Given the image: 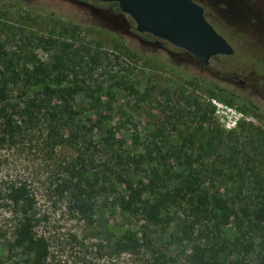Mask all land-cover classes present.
Masks as SVG:
<instances>
[{"label":"rangeland","instance_id":"rangeland-1","mask_svg":"<svg viewBox=\"0 0 264 264\" xmlns=\"http://www.w3.org/2000/svg\"><path fill=\"white\" fill-rule=\"evenodd\" d=\"M37 1L0 0V75L8 78V100L20 106L31 96L47 102L40 111L32 108L31 119L10 108L0 117L1 193L12 182L28 185L35 199V232L48 243L43 264H190L180 240L190 213L187 204L172 209L170 223L152 225L132 209H113L110 191L83 214L69 191L59 189L69 176L66 167L72 165L88 174L98 171L104 184H115L116 194L124 191L118 172L131 173L143 183L152 179L171 184L192 173L241 216L240 207L256 201L258 183H264V0H195L235 50L211 57L207 65L183 48L137 31L114 2ZM74 25L75 48L83 57L74 56L80 63L71 64L66 57L58 63V49L44 47L38 37L56 38ZM86 48L101 58L94 62ZM31 54L63 72L53 74L51 86L78 82L84 90L62 100L25 86L26 81L12 82L14 71L24 75L36 63ZM232 74L246 84L230 82ZM120 79L136 91L118 86ZM65 102L77 112L74 122L59 113ZM72 123L91 130L83 128L85 137L71 145L54 144L49 132L66 138L75 129ZM109 136L113 140L107 142ZM18 217L0 197V264H24L21 252L7 247ZM224 230L252 249L245 256L249 264H264V228L245 227L243 235L232 221ZM127 231H145L153 251L115 252L113 243Z\"/></svg>","mask_w":264,"mask_h":264},{"label":"trees","instance_id":"trees-1","mask_svg":"<svg viewBox=\"0 0 264 264\" xmlns=\"http://www.w3.org/2000/svg\"><path fill=\"white\" fill-rule=\"evenodd\" d=\"M76 28L77 25L64 27L56 38L51 36L48 38L38 37L44 47H56L58 49V63L63 61V57H66L71 64L78 62L77 59L76 61L74 59L76 55L82 59V53L80 52L81 55L77 53L75 48ZM84 53L94 62L101 58L100 53L90 52L89 48H86ZM70 54L72 56H69ZM30 57L36 63L33 62V67H26L24 75L14 71L15 78L13 75L9 77L13 79L12 82H16V78L23 80V82L26 81L25 86L30 84V86L39 88L41 94L54 95L62 100L72 99L75 94L84 90V87L78 82L60 85L59 87L51 86L48 81L54 76L53 74L63 72L58 71L55 64L48 68L46 62L34 54H31ZM63 62L65 63V61ZM70 65L65 66L70 69L72 68ZM67 76L68 74L65 75V77ZM7 81L8 78L2 72L0 75V117L8 114V108H10L11 113H25L31 119L35 117L33 107L40 111L42 106H47L46 100L36 99L35 96L25 98L23 106L10 102L8 100L9 87L6 84ZM116 84L136 91L126 79H120ZM25 93L26 91H24L23 96L26 95ZM63 112L69 117V122H74L73 115L77 112L72 109L68 102H65L59 110V113L63 114ZM59 113L58 118H60ZM6 119H9V116H6ZM72 124H74L75 129L66 138H63L57 131L54 132V136L52 135L54 133L51 134L52 131L49 132L48 136L54 144L64 142L71 145L73 141L83 136V128L91 130L84 124ZM105 140L107 142L112 141L113 136L106 137ZM190 160L187 161L190 162ZM132 162L139 163L137 160H132ZM66 173L69 176L63 179L62 187L59 190L60 192L69 191L76 209L83 214L92 212L97 202L96 198L107 191L113 194L109 200L113 209H132L134 214H141V218L152 225H157L165 220L166 223H170L171 217H167V215L171 213L172 209L187 204L190 213L187 219L183 221L180 240L187 247V258L190 264H249L245 256L249 255L252 249L243 243V239L239 235H234V237L224 235L226 232L224 228L232 221L235 222L237 230H240L243 235L245 230L242 231V229L245 227L264 228V183L261 182L258 183L256 201H252L251 205L248 204L247 207H240L241 216H239L227 198L218 191H212L208 185L191 175L192 173H190V177L171 180L174 182L171 184V182L165 181L159 183L152 179L143 183L141 179H135L131 173L123 176L118 172L116 177L119 183L123 185L124 191L117 194L115 193L117 191L115 184L113 186V183L109 182L107 185L99 180L98 171L88 174L87 171H80L72 165L66 167ZM3 193L4 195L0 190V197L5 198L19 216L13 230V238L7 245L8 250H19L23 256L24 264H43L44 256L48 252V243L44 236L35 232V221L31 213L35 199L28 185L25 182H12ZM153 246V241L147 237L145 231L141 235L138 232L127 231L113 243L112 249L118 253H138L141 247L152 249ZM262 260H264V256Z\"/></svg>","mask_w":264,"mask_h":264},{"label":"water","instance_id":"water-1","mask_svg":"<svg viewBox=\"0 0 264 264\" xmlns=\"http://www.w3.org/2000/svg\"><path fill=\"white\" fill-rule=\"evenodd\" d=\"M114 2L129 15L141 33L164 39L185 49L202 65L211 57L231 55L233 46L207 20L194 0H100Z\"/></svg>","mask_w":264,"mask_h":264},{"label":"flooded vegetation","instance_id":"flooded-vegetation-1","mask_svg":"<svg viewBox=\"0 0 264 264\" xmlns=\"http://www.w3.org/2000/svg\"><path fill=\"white\" fill-rule=\"evenodd\" d=\"M47 0H38L37 2L38 3H41V4H43L44 2V4H47V2L49 1H47ZM195 1V0H194ZM50 2V1H49ZM55 3H58L57 1H54ZM210 22V21H209ZM211 23V22H210ZM215 28V27H214ZM216 29V28H215ZM217 31V30H216ZM218 32V31H217ZM218 33H220V32H218ZM221 34V33H220ZM222 35V34H221ZM227 40V39H226ZM234 52H235V50H234ZM234 54V53H233ZM191 55V54H190ZM232 55V54H231ZM257 58V57H256ZM255 58V59H256ZM195 59V58H194ZM197 60V59H196ZM256 60H258V58L256 59ZM197 61H199V60H197ZM257 62V61H256ZM228 80L230 81V82H234V83H238L240 86H244L245 84H246V80H244V79H242V78H240V77H238L237 75H234V74H232V75H230L229 77H228Z\"/></svg>","mask_w":264,"mask_h":264}]
</instances>
